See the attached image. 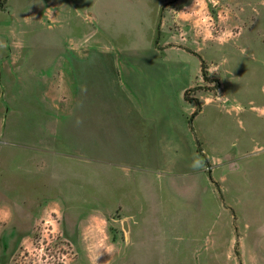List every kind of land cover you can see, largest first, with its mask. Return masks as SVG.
<instances>
[{
  "label": "rangeland",
  "instance_id": "rangeland-1",
  "mask_svg": "<svg viewBox=\"0 0 264 264\" xmlns=\"http://www.w3.org/2000/svg\"><path fill=\"white\" fill-rule=\"evenodd\" d=\"M122 50L174 63V79H188L185 94L201 105L197 112L185 97L195 110L191 126L202 112L193 133L203 164L235 160L213 172L224 176V195L204 182L211 165L199 185L175 178L168 186L142 171L108 184L115 172L80 164L77 176L88 182H76V164L66 161L59 162L62 174L38 169L43 153L24 146L52 133L44 128L53 120L58 138L71 140L76 113L89 112V92L81 102L67 86L68 100L54 104L39 74H52L58 62L101 64L77 68L82 77L109 73L104 88L89 84L92 109L101 112L102 97H114L110 65L127 61ZM192 53L204 61L206 79ZM113 99V111H126ZM57 177L62 181H52ZM78 186L84 189L73 198L61 195ZM102 206L112 212L102 214ZM0 264H264V0H5Z\"/></svg>",
  "mask_w": 264,
  "mask_h": 264
},
{
  "label": "crops",
  "instance_id": "crops-1",
  "mask_svg": "<svg viewBox=\"0 0 264 264\" xmlns=\"http://www.w3.org/2000/svg\"><path fill=\"white\" fill-rule=\"evenodd\" d=\"M140 52L118 51V54L128 57L127 61L117 58L115 63L110 65L109 70L115 86L109 85L108 92L113 93L119 100L122 110L124 105L127 107L123 112L113 111V109L118 110V106L114 102V97L108 96L102 97L105 107L101 112L92 109L95 105L90 99L89 84L95 82L104 88L109 73H103L102 69L94 74L89 73L87 77V70L90 72L91 67L100 68L101 64L93 66L88 62L86 66H82L78 64L80 61L58 62L54 64L52 74L46 75V70H42L44 73L39 74L42 79L40 81L51 87L55 95L54 104L59 101L60 106L64 105L61 102L65 103L68 100L69 93L66 88L70 86L71 92L77 95L76 100L81 102H86L84 96L89 92V112L76 113L77 120L73 123L75 128L70 130L73 138L75 135L74 140L72 138L61 141L57 133L58 122L53 120L48 121V127L44 128V134L52 133L33 140L24 147L38 151L39 154L43 153V159L37 163L40 171L49 169V172L53 171V175L57 172L62 174L64 171L59 162L75 163L76 171L73 172L72 181L76 179V182L81 183L88 181L85 178H78L79 164L82 168L92 166L93 170L102 169L108 174L115 172L109 176L108 184L111 180L116 181L122 173L129 178L133 172L142 171L147 176L156 174L167 186L170 182H175V178L181 179L185 184L199 185L201 172H207V166L211 165V171L208 170L210 176L204 182L209 184L213 193L219 190L224 195V176H215L213 172L221 167L230 166L235 160L222 163L210 160L207 164H203V160L198 155L197 140L193 133L194 122H197L202 112L193 118L191 126V116L195 110L194 106L185 99L188 86L184 82H188V79L175 80L171 73L174 63L145 62ZM81 54L83 52H78L76 55ZM82 67H87L83 77L77 73V68ZM119 92H124L129 99L124 102L121 96H116ZM80 93L82 95L79 97ZM141 152H145L147 158L145 161L140 158ZM228 157L230 159L231 156L227 155ZM70 176H65L63 181L68 180ZM52 181L56 183L61 182L62 179L57 177ZM121 182L122 179L118 180L117 185ZM83 189L79 186L72 187L71 194L63 191L61 195L73 198L72 193L77 194ZM109 192L110 189L106 192L108 197ZM102 208H104L102 214L112 212L110 206H102Z\"/></svg>",
  "mask_w": 264,
  "mask_h": 264
},
{
  "label": "trees",
  "instance_id": "trees-1",
  "mask_svg": "<svg viewBox=\"0 0 264 264\" xmlns=\"http://www.w3.org/2000/svg\"><path fill=\"white\" fill-rule=\"evenodd\" d=\"M4 2H5V0H3L2 2L0 1V7H3ZM192 54L199 58V60L201 62L202 73H203L204 78L206 79V75L204 74V68H205L204 61L201 59V57L198 54H196V53H192ZM185 97H186V99L188 101H194L196 103L197 112H198L200 110V108H201V105H200L199 101L197 99L196 100L190 99L189 96H188V92H186ZM198 154H199V156L203 157L202 150L200 148V144L199 143H198Z\"/></svg>",
  "mask_w": 264,
  "mask_h": 264
}]
</instances>
